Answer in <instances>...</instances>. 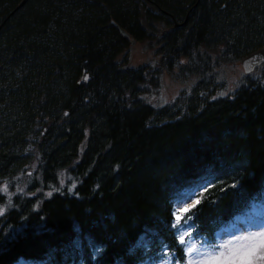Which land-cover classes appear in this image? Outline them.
<instances>
[{
	"label": "trees",
	"instance_id": "16d2710c",
	"mask_svg": "<svg viewBox=\"0 0 264 264\" xmlns=\"http://www.w3.org/2000/svg\"><path fill=\"white\" fill-rule=\"evenodd\" d=\"M112 21L155 59L133 65ZM263 45L264 0H0V264H95L92 243L100 264H164L188 191L203 235L257 203L264 65L230 94L216 71ZM156 69L196 82L155 107Z\"/></svg>",
	"mask_w": 264,
	"mask_h": 264
},
{
	"label": "snow or ice",
	"instance_id": "6c2138e0",
	"mask_svg": "<svg viewBox=\"0 0 264 264\" xmlns=\"http://www.w3.org/2000/svg\"><path fill=\"white\" fill-rule=\"evenodd\" d=\"M231 187L235 188L236 185L233 184ZM221 190L226 191V189ZM203 191L207 192L208 188L205 187ZM193 195L196 196L194 200L191 197L188 198V202L177 200L176 206L169 208L168 225L175 247L166 241L160 244L159 259L161 262L170 260L171 264H179L180 260H184V264H264V220L252 221L250 226L242 227L238 232L228 233L230 238L223 239L222 237L220 241L216 238L215 230L211 237L203 234L193 235V229L197 232L200 229L199 224L195 220H191V217L196 215L199 219L197 209L203 199L202 194L193 193ZM258 195L264 196V190ZM5 212L6 209H0V216H3ZM13 238L12 236L6 237L9 240ZM197 243L199 247H197ZM72 244L76 249L81 247L78 239H74ZM139 247L140 245L130 247L129 255H133ZM177 247L181 253L179 257L175 255ZM90 249L89 259L93 260L95 264H100L105 251L104 246L92 243ZM190 257L195 258L189 259ZM116 264H123V262L117 260Z\"/></svg>",
	"mask_w": 264,
	"mask_h": 264
},
{
	"label": "rangeland",
	"instance_id": "374dc122",
	"mask_svg": "<svg viewBox=\"0 0 264 264\" xmlns=\"http://www.w3.org/2000/svg\"><path fill=\"white\" fill-rule=\"evenodd\" d=\"M144 43H137L135 46H131L129 54L133 65H142L148 63L150 60L155 59L153 56V51L147 50ZM165 73V72H164ZM179 73V72H176ZM218 74V79L225 82V89L219 94H230L236 90L241 83V80L245 78L246 73L244 72L240 61L237 63L226 64L221 66L216 71ZM260 73V70L254 71L252 74L257 75ZM186 74H183V78L186 81H182V77L176 76V74L171 75L165 73L161 79V86L155 89V92L146 93L145 97L149 99L151 103L155 105H165L171 103L176 96L182 90H189L193 84L196 82L195 76L185 77ZM241 227H244L243 222L239 221L238 223ZM28 263V262H27Z\"/></svg>",
	"mask_w": 264,
	"mask_h": 264
},
{
	"label": "water",
	"instance_id": "95a60500",
	"mask_svg": "<svg viewBox=\"0 0 264 264\" xmlns=\"http://www.w3.org/2000/svg\"><path fill=\"white\" fill-rule=\"evenodd\" d=\"M112 23L117 27V29L120 31V33L122 34V36L126 39H130V35L116 22L112 21ZM132 44H135L136 41L135 40H131ZM243 64L245 66V69L247 72L251 71L253 69V67H255L256 65L260 64L261 62H264V48L257 51L256 53L250 55L249 57L243 59ZM86 79V77H85ZM84 79H81L78 84H80ZM88 80V76L87 79Z\"/></svg>",
	"mask_w": 264,
	"mask_h": 264
},
{
	"label": "bare ground",
	"instance_id": "6f19581e",
	"mask_svg": "<svg viewBox=\"0 0 264 264\" xmlns=\"http://www.w3.org/2000/svg\"><path fill=\"white\" fill-rule=\"evenodd\" d=\"M177 24H179V25H181V23H178V22H176ZM244 57V56H243ZM243 61V59L241 60V62ZM156 71H157V75L156 74H152V80H154V77L156 78V79H160V78H163V76L165 75V73L163 74V73H160L159 72V70L158 69H156ZM197 71H199V72H204V73H206V74H208V72H207V70L205 69V67L203 66V64H199L198 66H197ZM162 74H163V76H162ZM21 263L20 264H28V263H26L25 261H20Z\"/></svg>",
	"mask_w": 264,
	"mask_h": 264
}]
</instances>
